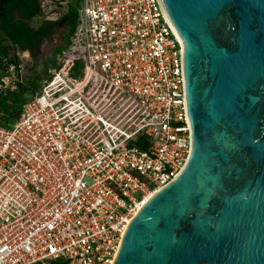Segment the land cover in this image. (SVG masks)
I'll return each instance as SVG.
<instances>
[{
  "label": "built area",
  "instance_id": "2783aa9c",
  "mask_svg": "<svg viewBox=\"0 0 264 264\" xmlns=\"http://www.w3.org/2000/svg\"><path fill=\"white\" fill-rule=\"evenodd\" d=\"M39 19L68 0H38ZM76 27L0 125V264H113L190 150L182 45L160 0H80ZM2 58L0 92L24 81Z\"/></svg>",
  "mask_w": 264,
  "mask_h": 264
},
{
  "label": "water",
  "instance_id": "95a60500",
  "mask_svg": "<svg viewBox=\"0 0 264 264\" xmlns=\"http://www.w3.org/2000/svg\"><path fill=\"white\" fill-rule=\"evenodd\" d=\"M160 2L182 45L190 150L113 264H264V0Z\"/></svg>",
  "mask_w": 264,
  "mask_h": 264
},
{
  "label": "trees",
  "instance_id": "16d2710c",
  "mask_svg": "<svg viewBox=\"0 0 264 264\" xmlns=\"http://www.w3.org/2000/svg\"><path fill=\"white\" fill-rule=\"evenodd\" d=\"M63 16L56 21L39 19L38 0H5L0 1V65L2 58L13 59L14 50L32 49L35 44L45 39H52L58 27L63 24L67 28L64 43L52 52V58L43 63L44 69L53 66L60 50L67 43L68 36L76 27L77 0H68ZM17 12L18 17H13ZM31 22V23H30ZM35 60L33 61V66ZM41 75L28 77L16 91L0 92V125L7 126L14 122L21 106L28 102L38 88L37 80Z\"/></svg>",
  "mask_w": 264,
  "mask_h": 264
},
{
  "label": "rangeland",
  "instance_id": "374dc122",
  "mask_svg": "<svg viewBox=\"0 0 264 264\" xmlns=\"http://www.w3.org/2000/svg\"><path fill=\"white\" fill-rule=\"evenodd\" d=\"M79 1L80 0H77L76 2H79ZM54 17L56 18V20H58L59 18H61L59 15H56ZM66 30H67V28L63 24H61L58 27V30L52 36V39L48 43H46L44 45L45 46V49H44L45 54H47L48 51H51V49H52L53 46H55V45L56 46H59V45H62L64 43V39H65V35H66ZM52 52L53 51H51V54L46 58V60L52 58ZM28 60L29 59L25 60V62H24V73H25L24 74V78L27 79L28 77H32V76H36V75H42L43 74L44 67L42 65H34L33 66V64H31ZM27 70H29L28 71V74H27Z\"/></svg>",
  "mask_w": 264,
  "mask_h": 264
},
{
  "label": "flooded vegetation",
  "instance_id": "af4514ba",
  "mask_svg": "<svg viewBox=\"0 0 264 264\" xmlns=\"http://www.w3.org/2000/svg\"><path fill=\"white\" fill-rule=\"evenodd\" d=\"M17 12L14 13L13 17H18L16 16ZM46 21H55L56 18L54 16L45 18ZM31 23V22H30ZM3 31L0 30V33H2ZM56 33V32H55ZM54 33V34H55ZM53 34V35H54ZM50 41V39H45L43 40L41 43L35 44L32 49H24V50H19L25 57V60L29 59L28 61L33 64V61L35 60V65H42L43 63L46 61V58L51 54V51H53L57 46H53L51 51H48L47 54H45L44 49H45V44L48 43ZM27 70V74H28Z\"/></svg>",
  "mask_w": 264,
  "mask_h": 264
}]
</instances>
